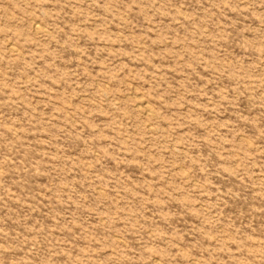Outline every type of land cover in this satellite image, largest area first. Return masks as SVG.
<instances>
[{
  "label": "rangeland",
  "instance_id": "1",
  "mask_svg": "<svg viewBox=\"0 0 264 264\" xmlns=\"http://www.w3.org/2000/svg\"><path fill=\"white\" fill-rule=\"evenodd\" d=\"M0 264H264V0H0Z\"/></svg>",
  "mask_w": 264,
  "mask_h": 264
},
{
  "label": "bare ground",
  "instance_id": "2",
  "mask_svg": "<svg viewBox=\"0 0 264 264\" xmlns=\"http://www.w3.org/2000/svg\"><path fill=\"white\" fill-rule=\"evenodd\" d=\"M38 29V28H37Z\"/></svg>",
  "mask_w": 264,
  "mask_h": 264
}]
</instances>
